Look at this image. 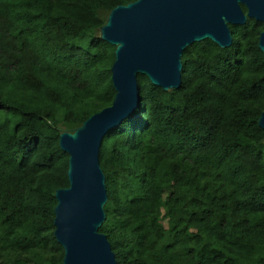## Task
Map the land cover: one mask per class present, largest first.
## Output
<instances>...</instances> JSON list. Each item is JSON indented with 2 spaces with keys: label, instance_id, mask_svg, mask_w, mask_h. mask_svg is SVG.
<instances>
[{
  "label": "trees",
  "instance_id": "16d2710c",
  "mask_svg": "<svg viewBox=\"0 0 264 264\" xmlns=\"http://www.w3.org/2000/svg\"><path fill=\"white\" fill-rule=\"evenodd\" d=\"M133 1L0 0V264H61L59 135L112 104L100 27ZM228 27L229 47L184 49L177 89L137 75L138 107L102 139L116 264H264V27Z\"/></svg>",
  "mask_w": 264,
  "mask_h": 264
},
{
  "label": "water",
  "instance_id": "95a60500",
  "mask_svg": "<svg viewBox=\"0 0 264 264\" xmlns=\"http://www.w3.org/2000/svg\"><path fill=\"white\" fill-rule=\"evenodd\" d=\"M247 19L264 27V0H136L109 12L100 38L115 47L112 104L59 135V146L68 154L69 183L54 193L53 234L64 251L61 264H116L106 236L98 231L107 202L99 150L104 135L138 107L137 75L164 91L177 89L184 49L205 39L229 47L228 25ZM258 48L264 55V29ZM258 125L264 131V111Z\"/></svg>",
  "mask_w": 264,
  "mask_h": 264
},
{
  "label": "clouds",
  "instance_id": "9594fccd",
  "mask_svg": "<svg viewBox=\"0 0 264 264\" xmlns=\"http://www.w3.org/2000/svg\"><path fill=\"white\" fill-rule=\"evenodd\" d=\"M246 23V22H245ZM244 25V24H243ZM229 26V25H228ZM240 26V25H239ZM54 221V220H53ZM54 233V232H53ZM100 233V232H99ZM54 235V234H53ZM107 239V238H106ZM110 244V243H109ZM64 255V254H63Z\"/></svg>",
  "mask_w": 264,
  "mask_h": 264
}]
</instances>
